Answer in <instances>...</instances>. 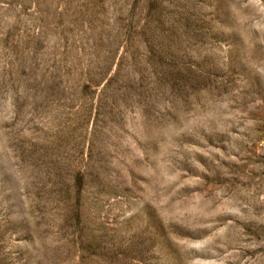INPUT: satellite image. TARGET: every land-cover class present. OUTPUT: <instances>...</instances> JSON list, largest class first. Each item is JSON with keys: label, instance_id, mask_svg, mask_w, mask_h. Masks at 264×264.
<instances>
[{"label": "rangeland", "instance_id": "1", "mask_svg": "<svg viewBox=\"0 0 264 264\" xmlns=\"http://www.w3.org/2000/svg\"><path fill=\"white\" fill-rule=\"evenodd\" d=\"M0 264H264V0H0Z\"/></svg>", "mask_w": 264, "mask_h": 264}]
</instances>
